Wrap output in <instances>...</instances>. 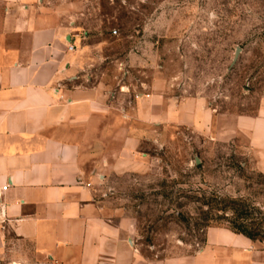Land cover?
Here are the masks:
<instances>
[{
    "label": "crops",
    "instance_id": "crops-1",
    "mask_svg": "<svg viewBox=\"0 0 264 264\" xmlns=\"http://www.w3.org/2000/svg\"><path fill=\"white\" fill-rule=\"evenodd\" d=\"M72 34L34 0H0V264H264L252 240L217 226L194 254L147 259L110 197L111 176L150 168L141 144L162 145L165 124L224 141L245 133L264 151V114L212 127L201 99H134L89 70L93 51Z\"/></svg>",
    "mask_w": 264,
    "mask_h": 264
},
{
    "label": "rangeland",
    "instance_id": "rangeland-1",
    "mask_svg": "<svg viewBox=\"0 0 264 264\" xmlns=\"http://www.w3.org/2000/svg\"><path fill=\"white\" fill-rule=\"evenodd\" d=\"M34 7L68 27L78 48L90 46L89 70L126 85L119 91L134 99H201L212 127L264 114V0H34ZM159 134L162 145L141 144L152 160L145 173L110 177L111 207L133 220L143 257L194 254L207 228L229 227L230 210L211 206L212 196L243 197L251 217L264 215V151L251 149L247 134L224 141L166 124ZM254 243L264 251V241Z\"/></svg>",
    "mask_w": 264,
    "mask_h": 264
},
{
    "label": "trees",
    "instance_id": "trees-1",
    "mask_svg": "<svg viewBox=\"0 0 264 264\" xmlns=\"http://www.w3.org/2000/svg\"><path fill=\"white\" fill-rule=\"evenodd\" d=\"M211 206L217 207L223 213L230 210L231 218L229 220V228L235 233L248 237L253 242L264 241V215L259 217H251L248 211V205L243 197H220L212 196L210 199ZM262 213V212H260ZM221 216H207V221H218Z\"/></svg>",
    "mask_w": 264,
    "mask_h": 264
},
{
    "label": "built area",
    "instance_id": "built-area-1",
    "mask_svg": "<svg viewBox=\"0 0 264 264\" xmlns=\"http://www.w3.org/2000/svg\"><path fill=\"white\" fill-rule=\"evenodd\" d=\"M68 49L72 50L73 45H69ZM6 219H7L6 213L3 210V207L1 206L0 207V230L4 229V222L6 221ZM2 248H3V245H2V242H0V255H1V249ZM11 263H13V262H11ZM11 263H7V264H11ZM17 264H19V263H17Z\"/></svg>",
    "mask_w": 264,
    "mask_h": 264
},
{
    "label": "water",
    "instance_id": "water-1",
    "mask_svg": "<svg viewBox=\"0 0 264 264\" xmlns=\"http://www.w3.org/2000/svg\"><path fill=\"white\" fill-rule=\"evenodd\" d=\"M238 53H239V48H237L236 51H235L233 62L236 60V58L238 56Z\"/></svg>",
    "mask_w": 264,
    "mask_h": 264
}]
</instances>
